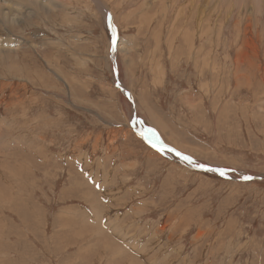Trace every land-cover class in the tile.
I'll return each instance as SVG.
<instances>
[{
    "label": "rangeland",
    "instance_id": "374dc122",
    "mask_svg": "<svg viewBox=\"0 0 264 264\" xmlns=\"http://www.w3.org/2000/svg\"><path fill=\"white\" fill-rule=\"evenodd\" d=\"M47 1L0 26V264H264V3Z\"/></svg>",
    "mask_w": 264,
    "mask_h": 264
},
{
    "label": "bare ground",
    "instance_id": "6f19581e",
    "mask_svg": "<svg viewBox=\"0 0 264 264\" xmlns=\"http://www.w3.org/2000/svg\"><path fill=\"white\" fill-rule=\"evenodd\" d=\"M3 1V3L6 5L4 6L1 2ZM0 0V26L1 25H5L6 28H14L15 25H18V24H27L29 22H26L30 19V16H29V13L28 11L31 9V11H36L38 12L39 14L41 13V15H43V12L47 10L46 6H49V4L53 3V2H49L47 0L45 1H41V0ZM160 1V0H159ZM166 0L162 1L163 3H166L165 2ZM236 1V0H235ZM244 1V0H243ZM254 1V0H253ZM43 2H46V3H43ZM238 2V1H237ZM242 1H240L241 3ZM256 2L260 5H262L264 3V0H256ZM138 3V2H137ZM140 3V2H139ZM147 3V0H145L144 4L146 5ZM143 4V3H141ZM169 4V3H168ZM192 4V3H191ZM218 4V3H217ZM143 5V6H145ZM171 5V4H170ZM245 6V5H244ZM183 7V6H182ZM168 8V7H167ZM175 8V7H174ZM253 8V7H252ZM172 9V8H171ZM179 9V8H177ZM181 9V8H180ZM49 10H47V13H48ZM176 11V10H174ZM182 11V10H180ZM45 13V14H47ZM176 13V12H175ZM178 13V12H177ZM203 14V12H202ZM176 16V14H174ZM111 16V15H110ZM200 17V16H199ZM202 17V16H201ZM179 18V16H178ZM30 21V20H29ZM127 22V21H126ZM174 24H176L175 22H173ZM172 23V25H173ZM213 26V25H212ZM173 27V26H172ZM8 28V29H9ZM176 29V27H175ZM202 26H201V31H202ZM210 30V29H209ZM176 32V31H175ZM189 32L190 30H186V42L189 41ZM200 32V31H199ZM202 33V32H201ZM175 34V33H174ZM202 34H205V31L202 33ZM159 35V34H158ZM172 36V35H171ZM159 37V36H158ZM200 37V36H199ZM203 38V36H202ZM192 39V37H191ZM183 40V39H182ZM207 40V39H206ZM183 42V41H182ZM189 44V42H188ZM193 44V43H192ZM122 45V44H121ZM6 48H2L0 47V52L3 53V51L5 50ZM186 49V47H185ZM193 49V48H192ZM12 50V49H11ZM10 50V51H11ZM124 50V49H123ZM126 51V50H125ZM188 51V50H187ZM190 53V52H189ZM4 61L7 59H9L7 57V55L2 58ZM5 63V62H4ZM209 65V64H208ZM15 67V66H13ZM21 70L23 68H20ZM23 71V70H22ZM34 73V72H32ZM30 74V73H29ZM35 75V74H34ZM36 76V75H35ZM38 77V76H37ZM29 78V77H27ZM39 78V77H38ZM32 79V78H31ZM173 140V139H172ZM178 140V139H177ZM179 141V140H178ZM176 143V142H175ZM178 144V143H177ZM184 148V146H183ZM187 148V147H186ZM190 148V147H189ZM188 148V149H189ZM188 152V151H187ZM119 251V250H118Z\"/></svg>",
    "mask_w": 264,
    "mask_h": 264
},
{
    "label": "snow or ice",
    "instance_id": "6c2138e0",
    "mask_svg": "<svg viewBox=\"0 0 264 264\" xmlns=\"http://www.w3.org/2000/svg\"><path fill=\"white\" fill-rule=\"evenodd\" d=\"M112 31H113V34L115 36L116 28L114 25L112 26ZM149 131L151 132V136H146L145 139H147L148 142L150 143V145L153 148H155L157 151L164 152V150L167 148L168 151L175 152L176 155L180 157V159H182L183 161H186L188 164L192 165L193 167H198V168L206 170V171H218L221 176L226 175V171L224 169H213V168H209L205 164H198L191 156L185 155V154L177 151L174 148H169L167 145H163V142L159 139L157 134L153 130H149ZM141 135H143V133ZM158 145H162V146H158ZM243 179L244 180H251L252 177L251 176H244Z\"/></svg>",
    "mask_w": 264,
    "mask_h": 264
}]
</instances>
